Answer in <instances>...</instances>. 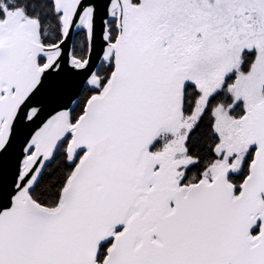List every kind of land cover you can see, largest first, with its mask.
I'll use <instances>...</instances> for the list:
<instances>
[{"label": "snow or ice", "instance_id": "6c2138e0", "mask_svg": "<svg viewBox=\"0 0 264 264\" xmlns=\"http://www.w3.org/2000/svg\"><path fill=\"white\" fill-rule=\"evenodd\" d=\"M0 264H264V0H0Z\"/></svg>", "mask_w": 264, "mask_h": 264}]
</instances>
